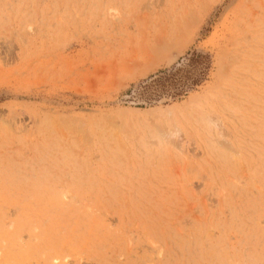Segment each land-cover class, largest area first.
<instances>
[{"label": "rangeland", "instance_id": "obj_1", "mask_svg": "<svg viewBox=\"0 0 264 264\" xmlns=\"http://www.w3.org/2000/svg\"><path fill=\"white\" fill-rule=\"evenodd\" d=\"M0 264H264V0H0Z\"/></svg>", "mask_w": 264, "mask_h": 264}, {"label": "bare ground", "instance_id": "obj_2", "mask_svg": "<svg viewBox=\"0 0 264 264\" xmlns=\"http://www.w3.org/2000/svg\"><path fill=\"white\" fill-rule=\"evenodd\" d=\"M187 19H188V18H187ZM194 24H195V23H194ZM234 57H235V56H234ZM230 60H231V59H230ZM182 73H183V72H182ZM182 73H181V74H182ZM183 80H184V79H183ZM226 142H227V141H226Z\"/></svg>", "mask_w": 264, "mask_h": 264}]
</instances>
